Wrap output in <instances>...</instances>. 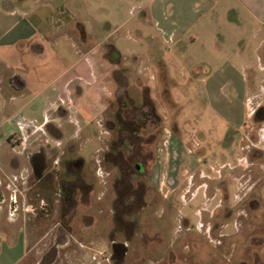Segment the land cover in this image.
Instances as JSON below:
<instances>
[{"label": "rangeland", "instance_id": "1", "mask_svg": "<svg viewBox=\"0 0 264 264\" xmlns=\"http://www.w3.org/2000/svg\"><path fill=\"white\" fill-rule=\"evenodd\" d=\"M257 26L239 18L218 41L205 35L178 50L162 46L166 65H147L143 75L134 65L100 67L94 108L64 113L61 126L48 124L25 147L41 150L47 169L42 181L39 160L27 168L32 188L14 224L25 239L20 264H264ZM115 67L133 101L148 87L154 124L118 129L107 80Z\"/></svg>", "mask_w": 264, "mask_h": 264}, {"label": "crops", "instance_id": "2", "mask_svg": "<svg viewBox=\"0 0 264 264\" xmlns=\"http://www.w3.org/2000/svg\"><path fill=\"white\" fill-rule=\"evenodd\" d=\"M249 17L264 34V0H0V264H20L26 253L14 229L32 188L25 147L48 124L61 126L64 113L94 108L104 64L143 75L161 63L160 47L218 41Z\"/></svg>", "mask_w": 264, "mask_h": 264}, {"label": "flooded vegetation", "instance_id": "3", "mask_svg": "<svg viewBox=\"0 0 264 264\" xmlns=\"http://www.w3.org/2000/svg\"><path fill=\"white\" fill-rule=\"evenodd\" d=\"M112 62H116V60H112ZM115 66V65H112ZM117 68L112 69L110 83L115 88L113 98L115 99L116 103L118 104L117 110L114 112V119L116 126L118 129L127 130V126L134 127L135 130H141L144 126L150 124H154L152 121V116H156V112L154 111L153 101L148 94V87H140L139 88V102H135L127 96V89H128V80L126 77L123 76H115L114 72ZM123 71V70H122ZM123 87V92H117L116 88ZM126 87V88H125ZM128 124V125H127ZM110 125V124H109ZM112 127V125H111ZM114 127V126H113ZM139 134V133H137ZM41 154V150L33 151L30 154L32 160L36 159L37 156ZM41 164V172L43 175V179L46 177V169H47V160L46 156L44 155L40 159ZM76 166L77 163L72 164ZM46 179V178H45ZM45 193V190H43ZM40 200L45 201L44 199L40 198Z\"/></svg>", "mask_w": 264, "mask_h": 264}]
</instances>
